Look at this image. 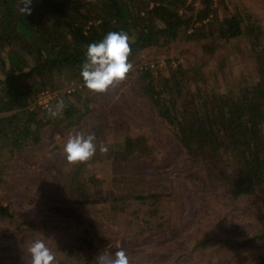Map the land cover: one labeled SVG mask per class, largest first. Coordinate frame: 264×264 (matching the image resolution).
I'll use <instances>...</instances> for the list:
<instances>
[{
  "label": "trees",
  "instance_id": "obj_1",
  "mask_svg": "<svg viewBox=\"0 0 264 264\" xmlns=\"http://www.w3.org/2000/svg\"><path fill=\"white\" fill-rule=\"evenodd\" d=\"M220 3L225 6L223 16L214 0H201L197 10L189 0H32L31 14L22 15L21 0H0V188L10 159L38 147L50 125L80 126L95 110L93 99L106 92L94 93L86 87L61 91L50 106L63 99L66 107L55 118L49 116L48 108L32 109L36 98L46 89L83 82L80 73L87 46L111 31H123L130 37L128 61L133 69L128 74H135L155 115L166 121L188 159L209 165L216 180L229 183L233 196L256 197L263 192L264 31L246 14L231 10L228 1ZM245 36L256 51L257 78L237 80L232 87L196 86L186 62L170 65L169 76L162 77L153 74L152 64L141 62L149 50L169 49L184 38L200 43L205 53L213 55ZM154 153L155 146L145 134L126 135L116 152L139 158H151ZM62 189L70 202L81 207L102 204L99 209L131 238L167 230L178 200L174 193L148 192L140 185L99 198L86 163L74 165ZM33 226L19 219L0 196V228L24 241ZM253 239L264 243V221ZM109 243L93 217L84 214L70 231L52 238L49 248L55 264H96L97 252Z\"/></svg>",
  "mask_w": 264,
  "mask_h": 264
},
{
  "label": "rangeland",
  "instance_id": "obj_2",
  "mask_svg": "<svg viewBox=\"0 0 264 264\" xmlns=\"http://www.w3.org/2000/svg\"><path fill=\"white\" fill-rule=\"evenodd\" d=\"M214 1L223 16L224 4ZM226 1L231 10L246 14L264 31V0ZM189 4L197 10L201 0H189ZM199 44L184 38L169 49L149 50L141 62L158 64L156 68L151 65L156 77L169 76L170 65L186 62L190 78L201 87H232L237 80L257 78L256 51L248 37L223 44L213 55ZM197 68L203 70L198 73ZM79 83L84 90V83ZM67 86L58 89L66 91ZM92 106L95 110L80 126L65 129L50 125L38 147L9 160L0 196L19 219L35 226L28 228L24 241L11 230L0 228V264H31L28 248L34 241L42 240L49 247L52 238L70 231L84 214L92 216L97 228L110 238L97 255L106 251L114 256L124 250L131 264H264V243L253 239L264 221V191L256 197L233 196L228 192L229 183L216 180L209 165L191 162L166 121L155 115L135 74H128L123 82L93 99ZM77 132L96 136L97 153L86 162V171L99 198L135 185L148 192L178 196L167 230L142 238L127 237L99 209L102 204L85 208L69 201L62 187L76 164L67 162L64 145L69 135ZM138 134H145L155 146L153 157L116 154L126 135ZM101 143L108 146L107 155L100 154Z\"/></svg>",
  "mask_w": 264,
  "mask_h": 264
},
{
  "label": "clouds",
  "instance_id": "obj_3",
  "mask_svg": "<svg viewBox=\"0 0 264 264\" xmlns=\"http://www.w3.org/2000/svg\"><path fill=\"white\" fill-rule=\"evenodd\" d=\"M32 0H21L19 11L22 15L31 14ZM131 54L130 37L123 31H111L100 42H93L87 46L86 62L82 65L81 76L84 86L94 93H105L111 87L123 82L133 64L128 61ZM66 105L63 99L58 100L47 111L50 117L55 118L62 114ZM94 133L85 135L83 132L70 134L64 152L69 164L86 163L97 153ZM101 155H107L109 148L101 143ZM31 255V264H55V255L46 246L44 241L36 240L28 248ZM96 264H131L129 256L124 250H118L114 256L106 251L96 256Z\"/></svg>",
  "mask_w": 264,
  "mask_h": 264
},
{
  "label": "built area",
  "instance_id": "obj_4",
  "mask_svg": "<svg viewBox=\"0 0 264 264\" xmlns=\"http://www.w3.org/2000/svg\"><path fill=\"white\" fill-rule=\"evenodd\" d=\"M82 84L73 82L72 84L68 85L66 91L71 93L76 91L77 89H81ZM60 90H44L40 93V95L36 98V100L32 104V109L42 108L47 109L52 100L59 94Z\"/></svg>",
  "mask_w": 264,
  "mask_h": 264
}]
</instances>
